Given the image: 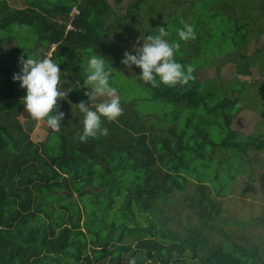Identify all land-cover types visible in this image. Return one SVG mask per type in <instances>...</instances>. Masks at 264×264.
I'll list each match as a JSON object with an SVG mask.
<instances>
[{
    "label": "trees",
    "instance_id": "1",
    "mask_svg": "<svg viewBox=\"0 0 264 264\" xmlns=\"http://www.w3.org/2000/svg\"><path fill=\"white\" fill-rule=\"evenodd\" d=\"M122 1L23 0L27 6L20 10L0 0V29L15 25L34 33V44L39 46L27 50L23 45L25 59L27 55L43 58L54 46L51 58L68 73L64 86L77 87L69 84H83L82 59L93 51L105 56L113 68L112 76L114 70L125 68L120 61L129 48L115 45L109 35L114 33L123 40L122 35L142 18L143 0L128 3L117 16L113 5ZM211 1L214 3L197 0L189 4L187 14L194 21V31L204 19L205 29L194 39L178 40L180 17L160 25L169 32L167 39L180 44L175 58L193 68V79L187 85L153 87L141 81L137 77L140 70L132 67L130 83L137 89L138 102L124 99L120 93L121 104L138 106L145 99L155 103L158 113L129 110L115 121H103L107 135L85 142L78 139L82 123L75 118L61 131H50L38 144L24 143L10 158L6 129L0 125V264H127L130 256L138 258L137 264H264V244L256 238L231 239L223 232L229 219L220 212L219 202L206 193L212 190L219 198L227 196L236 175L246 171L242 163L247 152L264 146V134L240 137L232 128L234 116L242 109L244 92L258 84L242 79L250 75L256 59H261L256 66L260 77L264 76L262 51L255 50L249 57L234 50L238 43L241 48L250 43L247 27L252 21L255 28L259 18L264 21V0H258L259 9L247 0ZM235 3L245 13L242 25L228 22L231 18L238 22L230 14ZM73 7L77 13L71 19ZM225 16L227 29L222 26ZM69 21L72 29L65 31ZM141 27V34H157L156 28L147 30L146 23ZM224 39L227 43L222 49ZM19 47H11L8 54L16 63L0 64V112L24 107L15 91L19 81L12 79L20 71ZM224 64L231 66L230 78L207 77L206 70ZM146 91L145 98L142 92ZM244 174L249 176L251 171ZM191 181L197 188L186 206L198 223L186 226L184 234H179L156 214ZM87 186L102 191L96 194ZM117 199L118 213L108 220L107 211ZM229 223L240 229L249 225L235 219ZM206 232L221 239L213 240Z\"/></svg>",
    "mask_w": 264,
    "mask_h": 264
},
{
    "label": "rangeland",
    "instance_id": "2",
    "mask_svg": "<svg viewBox=\"0 0 264 264\" xmlns=\"http://www.w3.org/2000/svg\"><path fill=\"white\" fill-rule=\"evenodd\" d=\"M36 1L38 2L39 0ZM42 1L43 3H46L49 0ZM133 1L134 0H123L120 5H113L114 14L117 16L123 14L124 7ZM204 1L212 4L214 3L211 0ZM223 1L227 2L226 0ZM248 1H251L253 4H251V6H253L252 8L259 9L258 0H247V2ZM5 2L10 8L14 9L22 10V8L24 9V7L27 6V3H23V0H5ZM190 2L197 3V0H143L140 8V16L142 18L138 19L136 23L134 22L135 24H133V29L122 35L123 40L115 37L113 35L114 33L109 35V39L115 45L130 49L137 41V38L144 35L138 32L142 30L141 24L143 23H146V29L148 30L157 28L165 23L169 24L170 21H173L172 18L176 16L180 17L183 22L191 24L194 21L192 17L187 14V11L190 9ZM240 7V4L235 3L230 10V14L235 15L238 22L236 20L234 21L233 18L229 19L228 22L234 24L235 26L240 24L242 25L245 22L243 19V14L245 13L243 10L239 9ZM74 10L76 9L73 7L69 16L76 12ZM181 12L185 14L181 16ZM223 13L227 15V11ZM224 18H226V20L222 26L227 29V16ZM51 19L57 20L58 18L52 17ZM259 20L260 21L256 28L254 21H252L247 27L250 31V43L245 48H241V43H238L234 49L235 52L242 50L245 55L251 57L255 50H260L264 56V31H262L264 30V21L261 18H259ZM203 21L204 19L199 22L200 28L197 31H194L196 37L200 36L201 31L205 29ZM242 21L243 23H241ZM193 27L195 26L193 25ZM143 32L146 33L144 29ZM9 39L12 41H9ZM0 40L3 42V44H1L2 42L0 43L1 65L7 63L10 66L11 63H16L15 59H9L8 56L11 49H13L11 47H16V45L21 46L19 47L21 50L20 56H23L22 51H25V49H23V45H25L27 50L30 46L34 49L37 46V44H34V33L27 32L26 29L20 30L15 25H12L10 29L8 27L6 29H0ZM226 43L227 41L224 39L221 45L222 49H225ZM211 45L213 47L216 46L214 42H211ZM53 49L54 46H50L44 57L51 58V52ZM87 57L82 59V63L85 66ZM260 61L261 59H256L250 68V75L248 77H242V79H244L248 84H251L254 81H257L258 84L255 85L254 89H252L253 91L248 89L247 92H244L245 99L241 101L242 109H240L239 113L234 116L232 128L240 133V137H247L249 135L254 137L257 134H264V76L260 77V72L258 70L259 67L256 66ZM218 67H220V69L217 72L216 69ZM114 71L116 74L115 76H112V83L113 86L117 88L119 96L121 93L124 99L127 97L131 98L134 103L135 101L138 102L137 99L139 96H137V89L130 83L131 78L134 77L131 76V74L134 73V69L124 68L121 72L116 70ZM206 72L207 77L211 78L218 75L219 79L225 80L231 77V66L230 64H224L217 67L214 66L213 68L206 70ZM120 73L123 74V76L120 75ZM200 78L203 79L205 76H200ZM62 87L65 86L63 85ZM75 87L76 86L68 88L69 92L67 93L65 99L66 103H64L67 104V106H64L62 101H59V110L65 113V118L62 121L60 131L67 125V123L73 122L75 118H78L72 115V111L76 115L79 114L76 113L74 106L71 111V105L76 104L81 100L87 102V97L84 96L80 89H73ZM65 88H67V86ZM15 91L18 98L22 99L25 94V90L20 87L19 83L15 85ZM142 95L146 98L148 95L147 91L142 92ZM134 103L131 102L129 105L121 104L123 109L122 113H126L129 110H135L141 114L149 112L158 113L157 110H155L157 106H155V103L152 101L147 102L145 99H142L138 103V106ZM261 113H263V115H261ZM80 119L82 120V117H80ZM77 123L81 124L80 120H77ZM0 125L6 129V152L9 158L17 154L24 143L32 141L33 143L38 144L44 141L50 133L47 126L42 121H37L31 118L24 107H14L0 112ZM143 133H145V131ZM48 142L51 145L53 144L50 139H48ZM242 164L244 166V170H246L244 173L251 171V174L249 176L244 173L236 175L230 184L228 191L229 194L227 196L219 198L212 190H208L206 193L208 198L219 202L220 212L225 218L229 219L227 225L222 227L223 232H225L231 239L243 240L245 238H256L261 242V244H264V224L261 223V220L264 221V146L261 150L253 149L248 151L247 156L243 158ZM196 188L197 184H195L194 181H191L183 192L172 195L170 197V202L160 206L162 211L156 214V218L164 222L167 226L174 229L179 234H184L186 226H194L198 223L195 215L186 206L187 198L196 193ZM86 189L91 190L96 194L102 191L101 188L92 189L90 186H87ZM75 197V194L72 195L73 200H75ZM86 201L88 200L86 199ZM115 202L118 203L115 204ZM115 202L109 211H107L109 216L108 220L112 219V215L114 213L117 214L119 210L118 208H120L119 200L117 199ZM57 213L59 212H56V214ZM165 215L166 218H164ZM38 216H41V214H38ZM233 219L246 221L249 225L240 229L239 227L229 223ZM206 234L213 235V240L221 239L220 235L219 237H216L217 234L214 232H206ZM132 245L134 246L133 243ZM126 259L127 257L124 260Z\"/></svg>",
    "mask_w": 264,
    "mask_h": 264
},
{
    "label": "clouds",
    "instance_id": "3",
    "mask_svg": "<svg viewBox=\"0 0 264 264\" xmlns=\"http://www.w3.org/2000/svg\"><path fill=\"white\" fill-rule=\"evenodd\" d=\"M176 33L179 41L195 38L194 27L190 23L181 22ZM157 34L141 35L129 50L123 53L120 63L126 69L138 68L137 77L153 87L163 84L168 87L184 86L193 79V68L189 64H181L176 58L180 47L179 42L167 39L169 32L166 26L156 28ZM142 41V43H141ZM19 73H14L13 81L25 90L22 104L28 115L42 121L52 132L60 131L65 113L59 110V101L65 100L68 88L62 87L68 83V73L62 72L59 63L43 57L33 58L27 55L18 58ZM113 68L106 62L105 56L93 52L86 59L83 73V84L73 89L85 88L84 100L71 105L75 107L76 115L82 123L78 139L85 142L88 138L107 135L108 128L102 126L103 121H115L123 112L121 99L117 88L112 83ZM82 117V120L80 119ZM137 257L130 256L127 264H137Z\"/></svg>",
    "mask_w": 264,
    "mask_h": 264
},
{
    "label": "built area",
    "instance_id": "4",
    "mask_svg": "<svg viewBox=\"0 0 264 264\" xmlns=\"http://www.w3.org/2000/svg\"><path fill=\"white\" fill-rule=\"evenodd\" d=\"M74 11H77V10H74ZM76 13H77V12H75L74 14H72V15L70 16V18L72 19L73 16L76 15ZM70 29H72V26H71L70 21H69V23L66 24L65 31H68V30H70Z\"/></svg>",
    "mask_w": 264,
    "mask_h": 264
},
{
    "label": "bare ground",
    "instance_id": "5",
    "mask_svg": "<svg viewBox=\"0 0 264 264\" xmlns=\"http://www.w3.org/2000/svg\"><path fill=\"white\" fill-rule=\"evenodd\" d=\"M86 13V12H85Z\"/></svg>",
    "mask_w": 264,
    "mask_h": 264
}]
</instances>
